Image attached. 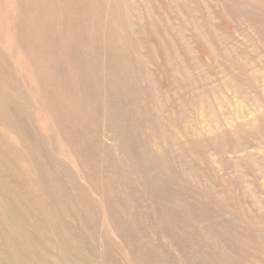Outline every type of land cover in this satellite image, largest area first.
Listing matches in <instances>:
<instances>
[{"label":"rangeland","instance_id":"374dc122","mask_svg":"<svg viewBox=\"0 0 264 264\" xmlns=\"http://www.w3.org/2000/svg\"><path fill=\"white\" fill-rule=\"evenodd\" d=\"M0 264H264V0H0Z\"/></svg>","mask_w":264,"mask_h":264},{"label":"bare ground","instance_id":"6f19581e","mask_svg":"<svg viewBox=\"0 0 264 264\" xmlns=\"http://www.w3.org/2000/svg\"><path fill=\"white\" fill-rule=\"evenodd\" d=\"M22 27V26H21ZM33 50V49H32ZM51 51V50H50ZM50 53V52H49ZM33 57V56H32ZM39 61V60H38ZM40 64V63H39ZM82 85V84H81ZM215 142V141H214ZM217 143V142H216ZM216 145V144H215Z\"/></svg>","mask_w":264,"mask_h":264}]
</instances>
